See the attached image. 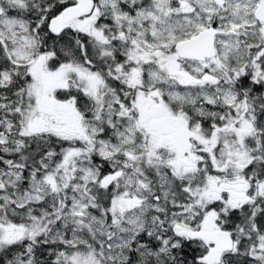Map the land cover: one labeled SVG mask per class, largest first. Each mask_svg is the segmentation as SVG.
I'll return each instance as SVG.
<instances>
[{
  "label": "snow or ice",
  "instance_id": "1",
  "mask_svg": "<svg viewBox=\"0 0 264 264\" xmlns=\"http://www.w3.org/2000/svg\"><path fill=\"white\" fill-rule=\"evenodd\" d=\"M0 264H264V0H0Z\"/></svg>",
  "mask_w": 264,
  "mask_h": 264
}]
</instances>
